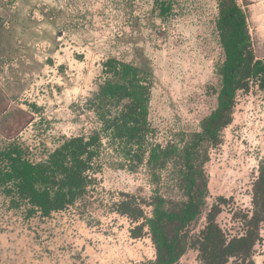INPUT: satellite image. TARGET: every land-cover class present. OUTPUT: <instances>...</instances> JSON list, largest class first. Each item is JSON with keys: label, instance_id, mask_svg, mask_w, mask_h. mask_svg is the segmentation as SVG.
<instances>
[{"label": "rangeland", "instance_id": "374dc122", "mask_svg": "<svg viewBox=\"0 0 264 264\" xmlns=\"http://www.w3.org/2000/svg\"><path fill=\"white\" fill-rule=\"evenodd\" d=\"M236 1L253 54L264 59V0ZM220 2L0 0V153L17 146L28 160L42 162L72 137L101 133L93 181L75 205L31 217L26 207L12 206L0 185V264H153L150 226L141 237L132 229L158 208L178 209L192 176L200 209L184 227L190 244L178 264H203L195 239L211 210L229 237L246 232L264 168L259 79L238 90L219 140L197 144L193 172L186 154L218 106L226 60ZM109 59L135 66L150 87L142 161L103 128L88 103L104 84ZM124 200L140 204L145 218L121 213ZM254 260L264 264V222Z\"/></svg>", "mask_w": 264, "mask_h": 264}, {"label": "trees", "instance_id": "16d2710c", "mask_svg": "<svg viewBox=\"0 0 264 264\" xmlns=\"http://www.w3.org/2000/svg\"><path fill=\"white\" fill-rule=\"evenodd\" d=\"M218 25L226 51L223 83L217 108L203 120V130L186 149L192 172L197 144L218 141L221 131L231 123L238 90L247 88L253 78L259 79L264 87V59H257L253 54L246 14L236 0H221ZM104 66V84L97 97L88 103L96 108L103 128L111 130L110 135L142 161L150 129V87L140 79L139 70L132 64L109 59ZM100 142L99 132L89 137H72L42 162L28 160L21 147L9 148L0 153V185L11 198L12 206L26 207L28 216L38 213L50 216L65 210L87 194L93 181L91 173L95 159L100 154ZM192 183L188 200L178 209L158 208L147 223L142 222L132 229L134 237H141L146 225L150 226L157 250L153 264H178L190 244L184 227L200 209L197 177L192 176ZM254 186L255 210L247 216V229L243 235L229 237L217 221V212H209L207 225L195 239L203 264H228L231 261L233 264H256L254 251L264 222V168ZM119 211L136 222L145 218L143 207L133 205L131 200L122 201Z\"/></svg>", "mask_w": 264, "mask_h": 264}]
</instances>
